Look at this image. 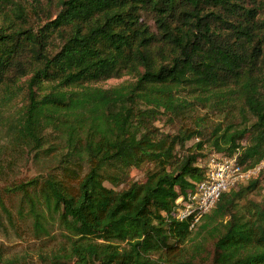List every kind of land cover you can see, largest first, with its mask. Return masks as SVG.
<instances>
[{"label":"trees","instance_id":"trees-1","mask_svg":"<svg viewBox=\"0 0 264 264\" xmlns=\"http://www.w3.org/2000/svg\"><path fill=\"white\" fill-rule=\"evenodd\" d=\"M0 17L1 227H57L41 264H264V174L199 224L176 216L209 155L264 160V0H0ZM29 160L45 171L15 182Z\"/></svg>","mask_w":264,"mask_h":264},{"label":"rangeland","instance_id":"rangeland-1","mask_svg":"<svg viewBox=\"0 0 264 264\" xmlns=\"http://www.w3.org/2000/svg\"><path fill=\"white\" fill-rule=\"evenodd\" d=\"M41 18L43 19L44 15H41ZM29 19L30 25H34V22H38V15H35V13L31 11ZM2 24L3 21L0 17V26H2ZM124 80H126V78L122 80L112 79L106 83L100 84V86L109 88L122 83ZM23 100L24 96L21 94V96L13 102L11 107L4 111V115L10 119L16 116L18 107L21 106ZM158 125L165 133L173 131L172 126L165 123V121L160 122ZM43 171H45V167L43 165H35L29 160L21 163V165L16 169L14 180L15 182L26 181L34 178ZM144 176V171L133 170L130 174V179L131 181H143ZM106 185L107 187H112L109 183ZM2 186H4L3 183L0 184V187ZM18 202L19 198L17 197L15 200L11 201L12 204L10 205L15 211L14 213L16 217H18ZM62 244H64V239L57 227L51 229L50 236L36 237L32 228V221L30 219H28L27 222L20 223L16 228H11L7 222H4L3 227L0 226V252L9 258L16 259L21 264H41L42 259H45L46 256H51L57 252L63 246Z\"/></svg>","mask_w":264,"mask_h":264},{"label":"built area","instance_id":"built-area-1","mask_svg":"<svg viewBox=\"0 0 264 264\" xmlns=\"http://www.w3.org/2000/svg\"><path fill=\"white\" fill-rule=\"evenodd\" d=\"M199 166L205 172V179L186 199L180 198L176 216L180 220H192L196 225L217 204L223 193L237 187L260 174H264V160L254 168L244 171L237 155L213 153Z\"/></svg>","mask_w":264,"mask_h":264}]
</instances>
